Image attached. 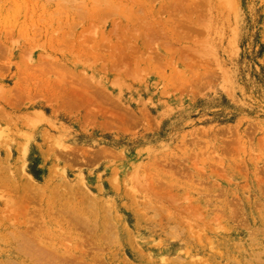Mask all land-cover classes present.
I'll use <instances>...</instances> for the list:
<instances>
[{
    "label": "rangeland",
    "instance_id": "obj_1",
    "mask_svg": "<svg viewBox=\"0 0 264 264\" xmlns=\"http://www.w3.org/2000/svg\"><path fill=\"white\" fill-rule=\"evenodd\" d=\"M0 264H264V0H0Z\"/></svg>",
    "mask_w": 264,
    "mask_h": 264
}]
</instances>
